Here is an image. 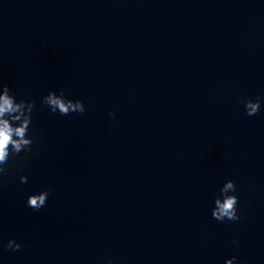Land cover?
<instances>
[{
  "label": "clouds",
  "instance_id": "1",
  "mask_svg": "<svg viewBox=\"0 0 264 264\" xmlns=\"http://www.w3.org/2000/svg\"><path fill=\"white\" fill-rule=\"evenodd\" d=\"M244 108L248 116L256 115L261 109V101L256 99H243ZM41 103L48 106L53 113L60 115H69L71 113L85 112L84 103L80 100L67 98L61 90L59 94L55 91H49L41 100ZM35 107L34 100H17L10 88L0 83V179H2L8 171L7 165L11 157H18L21 153H28L32 150L34 137L30 134L32 125V113ZM114 116V113H109ZM27 176H21L20 182L27 183ZM236 193V185L232 180L226 181L220 188L219 195L214 199V207L212 209V217L220 222L225 220L238 221V196ZM49 191L44 190L28 196L27 206L35 210H39L47 204ZM236 243V241H233ZM7 247L13 251L20 249L21 245L15 240H9ZM237 258L225 261V264H234Z\"/></svg>",
  "mask_w": 264,
  "mask_h": 264
}]
</instances>
